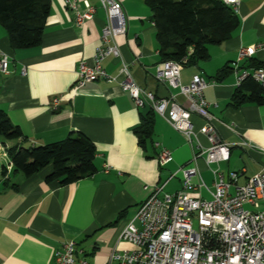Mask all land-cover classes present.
Returning <instances> with one entry per match:
<instances>
[{"label":"crops","instance_id":"1","mask_svg":"<svg viewBox=\"0 0 264 264\" xmlns=\"http://www.w3.org/2000/svg\"><path fill=\"white\" fill-rule=\"evenodd\" d=\"M119 1L127 26L126 33L114 40L121 59L110 56L102 62L106 73L115 78L112 83L96 80L76 86L78 65L92 63L106 22L98 1L89 0L96 9L94 18L78 26L64 0H50L42 41L34 48L11 49L0 26V55L8 57L9 71L7 75L0 73V110L24 136L5 143L0 139V264H52L54 252L67 242L84 251L88 264H107L113 251L134 250L119 238L126 222L154 185H163L164 193L180 191L182 177L177 172L191 165L195 140L204 148L208 146L199 134L188 144L155 113L150 139L144 146L138 144L134 130L151 107L147 102L136 107L119 87L122 62L132 82L156 98L173 97L183 106L187 103L178 89L157 79L162 62L151 11L143 0ZM79 7L84 9L83 0H79ZM235 13L240 24L232 37L210 46L208 59L182 66L180 76L183 84L195 75L208 82L204 97L210 104L212 124L219 140L230 148L227 163L207 166L203 160L197 161L199 175L192 181L196 184L201 178L205 187L193 195L204 200H210L214 191L212 171L239 173L236 184L242 186L264 166V104L229 105L238 87L237 75L242 70L252 72V62L264 69V0H239ZM241 48L256 52L237 63ZM224 67L231 73L216 81L215 75ZM57 97L61 100L53 107L52 100ZM191 121L196 132L203 125L197 116ZM71 132H81L94 143L97 171L93 176L61 186L57 181H46L51 166L29 178L14 172L7 148L43 146L59 142ZM241 141L253 148L240 146ZM154 143L171 152L172 159L164 167L158 165L159 150Z\"/></svg>","mask_w":264,"mask_h":264},{"label":"built area","instance_id":"2","mask_svg":"<svg viewBox=\"0 0 264 264\" xmlns=\"http://www.w3.org/2000/svg\"><path fill=\"white\" fill-rule=\"evenodd\" d=\"M105 13L106 22L101 30L100 45L97 47L92 63L80 62L77 68V87L104 80L112 83L115 78L109 76L102 62L112 56L121 59L114 40L126 33V19L119 0H96ZM234 12L239 0H220ZM67 10L75 17V24L82 26L85 21L94 18L96 9L89 0H83L80 10L79 0H64ZM254 48L238 50L237 63L251 58ZM182 65L174 61L163 62L157 68V79L173 89H178L187 103L179 104L173 97L156 98L152 92L132 82L126 63L122 62L119 82L122 91L127 92L136 107L147 102L156 115L179 132L188 144H192L197 134L202 135L208 144L206 148L196 139L193 146L191 165L182 166L177 173L182 177V188L175 193H164L163 185H154L148 198L138 207L133 218L129 219L120 232L119 238L130 243L132 251H113L107 264H264V166L247 182L236 184L240 174L230 172L227 175L212 171L215 178L211 199L204 200L193 195L205 187L198 177L196 163L199 159L205 164L227 163L230 148L221 142L212 124L209 112L210 104L204 97L208 82L195 75L188 84L180 80ZM24 73V70L22 71ZM0 73L7 75L8 57L0 55ZM251 77L264 89V69L252 72L242 70L237 75L236 85ZM61 97L52 100V106L58 105ZM192 116L203 120L196 132ZM159 150L157 162L160 167L167 165L171 152L154 143ZM240 146L252 149L253 146L241 141ZM262 151V150H260ZM107 171V168H105ZM177 173L173 174L174 177ZM234 192L230 193V188ZM144 189H148L147 186ZM196 221L197 230L193 229ZM52 264H88L84 251L73 242H67L53 254Z\"/></svg>","mask_w":264,"mask_h":264},{"label":"trees","instance_id":"3","mask_svg":"<svg viewBox=\"0 0 264 264\" xmlns=\"http://www.w3.org/2000/svg\"><path fill=\"white\" fill-rule=\"evenodd\" d=\"M143 2L152 14L162 63L174 61L183 67L195 66L208 59L210 46L228 41L240 24L234 10L220 0ZM50 9V0H0V26L7 34L11 49H29L41 44ZM250 67L256 70L263 65L252 62ZM230 73L231 69L224 67L214 79L221 81ZM246 104H264V89L251 77L235 89L229 103L234 108ZM153 114L151 109L134 130L142 146L150 139ZM0 139L4 143L24 139L20 128L3 110H0ZM7 155L14 172L25 178L51 166L52 172L46 181H57L61 186L89 178L97 171L94 143L81 132H71L65 139L43 146H12L7 148Z\"/></svg>","mask_w":264,"mask_h":264},{"label":"rangeland","instance_id":"4","mask_svg":"<svg viewBox=\"0 0 264 264\" xmlns=\"http://www.w3.org/2000/svg\"><path fill=\"white\" fill-rule=\"evenodd\" d=\"M193 229L194 230H197L198 229L197 224H196V221L193 222Z\"/></svg>","mask_w":264,"mask_h":264}]
</instances>
